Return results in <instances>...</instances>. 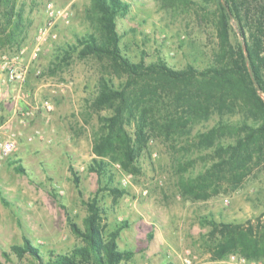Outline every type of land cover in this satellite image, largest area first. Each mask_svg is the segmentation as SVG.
Returning <instances> with one entry per match:
<instances>
[{
  "label": "rangeland",
  "instance_id": "374dc122",
  "mask_svg": "<svg viewBox=\"0 0 264 264\" xmlns=\"http://www.w3.org/2000/svg\"><path fill=\"white\" fill-rule=\"evenodd\" d=\"M123 1L129 8L116 17V30L121 54L132 63L162 60L173 70L187 66L203 70L216 64L219 42L213 0ZM49 2L69 7L71 19L56 25L57 39L47 41L32 60L35 37L46 22ZM17 5L24 10L26 35L20 48L0 47V54L23 51L21 60L28 66V76L21 86L18 108L22 103V109L18 112L33 111V117L22 123L25 133L18 138L16 151L0 166V264H47L52 255H65L81 246L69 221L84 229L86 203L99 187L106 189L98 194L104 234L123 221L128 223L116 243L118 250L132 256L119 264L215 261L205 244L208 228L200 225L202 217L224 223H256L260 218L264 226V146L253 154L242 175L232 178L225 172L217 193L206 200L186 198L177 187L178 170L195 175L217 160L211 149L199 146L198 133L207 132L221 117L236 123L258 121L248 109L234 103L221 111L222 116L211 110L195 117L168 141L164 136H152L137 162L138 173H127L112 164L108 173L112 182L106 176L99 183L88 165L98 158L92 148L99 117L111 112L94 109L91 103L101 74L115 87L126 78L111 68L104 70L106 59L78 57L76 39L93 31L91 0H17ZM230 41L234 46L244 45L234 20L230 21ZM44 102L51 104L50 110L42 107ZM168 109L172 111L173 106ZM35 131L39 135L27 141ZM14 163L24 172L16 171ZM69 166L77 172L78 186ZM105 186L119 187L125 193L113 202ZM25 238L39 250L40 260L29 253L18 258L12 252L11 247L22 246ZM227 258L220 264H229ZM243 264H264V258Z\"/></svg>",
  "mask_w": 264,
  "mask_h": 264
},
{
  "label": "trees",
  "instance_id": "16d2710c",
  "mask_svg": "<svg viewBox=\"0 0 264 264\" xmlns=\"http://www.w3.org/2000/svg\"><path fill=\"white\" fill-rule=\"evenodd\" d=\"M213 4L219 42L216 64L203 70L193 66L173 70L162 60L146 64L125 58L119 48L116 17L128 11L129 4L123 0H91L93 31L76 39L74 48H80L78 57L106 59L104 70L111 68L126 78L115 87L111 79L101 74L91 103L94 109L111 112L99 117L100 126L92 148L98 158L88 165L99 183L106 176L112 182L113 176L108 174L112 164L120 165L127 173H138L137 162L152 136H164L168 141L177 130L186 129L195 117L207 115L211 110L221 115L233 103L244 106L258 121L236 123L221 117L207 132L198 133L199 146L211 149L217 160L195 175H186L183 168L178 170L180 194L190 199L210 198L217 193L218 181L225 172L232 178L239 177L253 154L264 146L260 144L264 141V99L260 96L264 95V0H213ZM231 20L244 48L242 44H231ZM26 29L24 10L17 0H0V47L20 48ZM171 105L172 111L168 109ZM14 165L16 171L24 172L19 164ZM69 171L78 186L77 172L71 166ZM105 187L113 202L125 193L119 187ZM103 190L106 189L99 187L86 203L88 214L83 230L69 221L82 245L68 254L52 255L47 264H119L132 256L129 251L118 250L116 243L120 231L128 227L126 221L104 234L98 205V194ZM259 221L260 218L256 223H224L202 217L200 225L208 228L205 244L212 259L221 261L233 254L249 261L264 258V226ZM11 249L18 258L29 253L40 260L39 250L26 238L22 246Z\"/></svg>",
  "mask_w": 264,
  "mask_h": 264
},
{
  "label": "built area",
  "instance_id": "2783aa9c",
  "mask_svg": "<svg viewBox=\"0 0 264 264\" xmlns=\"http://www.w3.org/2000/svg\"><path fill=\"white\" fill-rule=\"evenodd\" d=\"M71 11L69 7H57L53 2H49L46 5V22L39 28L37 35L35 37V44L31 51V59L35 60L38 58L40 52L42 51L43 45L47 41H54L57 39V34L55 32L56 25L58 23H69L71 19ZM23 51H19L14 54H0V68L6 73L8 79L12 82L18 83L22 86L28 76V66L22 63L21 56ZM42 107L46 110L51 109V104L49 102H44ZM5 124L0 118V159H7L11 154L16 151L17 143L14 134H4ZM39 135L36 131L31 136H28L27 141H32L33 138ZM1 166V165H0ZM229 264H243L247 260L243 257L237 255H230L227 258ZM220 261H208L205 264H220Z\"/></svg>",
  "mask_w": 264,
  "mask_h": 264
},
{
  "label": "crops",
  "instance_id": "0c3cea01",
  "mask_svg": "<svg viewBox=\"0 0 264 264\" xmlns=\"http://www.w3.org/2000/svg\"><path fill=\"white\" fill-rule=\"evenodd\" d=\"M20 90L21 86L10 81L0 68V118L5 124L4 134H14L16 143L18 138L25 133L22 123L31 116L33 117V111L28 110L26 113H21L19 110L18 112V109L22 107L21 103V107L18 108V99H21ZM2 164L4 162L0 159V165Z\"/></svg>",
  "mask_w": 264,
  "mask_h": 264
},
{
  "label": "water",
  "instance_id": "95a60500",
  "mask_svg": "<svg viewBox=\"0 0 264 264\" xmlns=\"http://www.w3.org/2000/svg\"><path fill=\"white\" fill-rule=\"evenodd\" d=\"M243 46V48H244V45H242Z\"/></svg>",
  "mask_w": 264,
  "mask_h": 264
}]
</instances>
